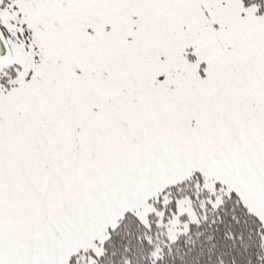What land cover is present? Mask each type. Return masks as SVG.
Listing matches in <instances>:
<instances>
[{
  "label": "snow or ice",
  "instance_id": "1",
  "mask_svg": "<svg viewBox=\"0 0 264 264\" xmlns=\"http://www.w3.org/2000/svg\"><path fill=\"white\" fill-rule=\"evenodd\" d=\"M0 264H264V0H0Z\"/></svg>",
  "mask_w": 264,
  "mask_h": 264
}]
</instances>
